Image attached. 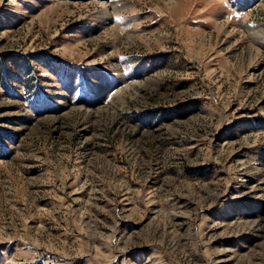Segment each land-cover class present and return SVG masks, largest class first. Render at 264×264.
Listing matches in <instances>:
<instances>
[{
	"label": "rangeland",
	"instance_id": "rangeland-1",
	"mask_svg": "<svg viewBox=\"0 0 264 264\" xmlns=\"http://www.w3.org/2000/svg\"><path fill=\"white\" fill-rule=\"evenodd\" d=\"M0 264H264V0H0Z\"/></svg>",
	"mask_w": 264,
	"mask_h": 264
}]
</instances>
